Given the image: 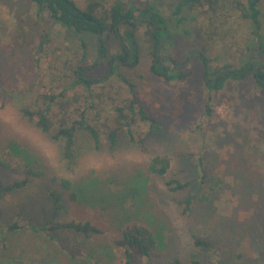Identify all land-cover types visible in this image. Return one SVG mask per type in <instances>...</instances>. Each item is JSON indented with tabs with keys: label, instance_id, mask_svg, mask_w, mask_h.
Listing matches in <instances>:
<instances>
[{
	"label": "rangeland",
	"instance_id": "374dc122",
	"mask_svg": "<svg viewBox=\"0 0 264 264\" xmlns=\"http://www.w3.org/2000/svg\"><path fill=\"white\" fill-rule=\"evenodd\" d=\"M72 1L82 10L90 2ZM122 1L155 3L168 19L178 0ZM245 1L219 0L217 15L205 3L186 9V25L171 24L172 39L160 54L180 66L197 50L209 79L244 63L263 65L264 53L236 9ZM102 2L97 16L106 18L114 0ZM259 9L264 37V0ZM127 29L118 25L120 39L113 31L103 34L99 56L95 34L67 31L32 0H0V185L30 181L0 199V264H126L115 242L134 224L148 227L157 241L150 257L131 264H262L264 91L251 74L210 90L197 55L181 70L185 79L158 77L146 24L135 30L136 63L133 56L111 66L121 46L129 47ZM78 69L95 82L89 90L73 86ZM133 94L159 128L129 113ZM53 95L51 132L82 121L97 131L98 144L76 124L73 157L66 159L64 140L52 139L23 113L45 110ZM154 158L169 161L165 175L148 171ZM26 166L38 176H28ZM169 180L187 186L172 192ZM187 197L193 200L186 210ZM68 222H88L101 233L50 230ZM12 224L19 228L8 230ZM42 225L44 231L33 230ZM196 238L210 247L195 246Z\"/></svg>",
	"mask_w": 264,
	"mask_h": 264
},
{
	"label": "trees",
	"instance_id": "16d2710c",
	"mask_svg": "<svg viewBox=\"0 0 264 264\" xmlns=\"http://www.w3.org/2000/svg\"><path fill=\"white\" fill-rule=\"evenodd\" d=\"M36 5L39 11H46L48 13L49 18L53 21V23L58 24L59 26L65 28L67 31L78 35L82 33H93L97 35L100 33L99 39L101 42V51H103V34L108 35L109 32L115 33V28L120 24H126L130 26V29L124 31L125 40L128 41L129 47L128 50L131 53V58L133 57V63H136V52L137 46L135 42V33L136 29L142 24H146L148 29L146 30V34L148 36L149 42L153 47L154 54L156 53L157 46L161 39L167 34L165 32L158 31L159 29H168L172 31L171 24L173 23L175 28H178V25H186L187 17L184 12L186 9L194 8L196 5H200L205 3L211 10L214 15H217L219 12V0H178L174 6L172 17L165 18L161 13H159L156 8L155 3H147L142 7H134L129 3H125L122 0H114L113 4L110 5L109 16L106 18H101L97 16V12L104 7L102 0H90L86 9H80L76 3L72 0H32ZM262 0H246L245 3L236 2V9L240 11L242 19L246 20L253 37L256 38L257 43H259V47L261 51L264 53V37L260 33L262 22L260 19V9L259 4ZM149 18V19H144ZM108 19V21H107ZM138 20L137 23H134L133 20ZM185 34H188L189 31H184ZM116 34V33H115ZM170 41V40H169ZM165 42L164 44L168 43ZM120 61H128V56L125 50L122 48V53L117 56ZM204 59V58H203ZM205 61V68L207 67V60ZM112 62L115 63V59H112ZM246 63L242 64V67ZM116 67V66H115ZM115 67L111 68V71L115 70ZM241 67V68H242ZM250 68V67H248ZM151 69L155 75L163 78L168 82L180 81L188 77L187 74L183 72L177 71L176 68H168L163 65L158 64V60L154 61ZM240 70V69H239ZM237 70V71H239ZM255 74L251 73V75L255 78L257 87L264 91V64L262 68L257 71L256 67L254 69ZM235 71V70H233ZM233 73V72H231ZM249 72H244L241 70V73L235 74L233 73L234 80H242L244 79ZM211 74L209 71L203 72V76H207L209 78ZM76 80L73 83V86H77L79 84L83 85L86 90H89L91 86L95 83L94 81L85 78L82 76L81 69L75 73ZM257 76V77H256ZM259 76V77H258ZM125 80V79H124ZM211 80V79H209ZM226 80L224 77H219L215 83L211 84V81L206 82V86L210 90H219L222 88L223 82ZM126 81V80H125ZM62 95V93H61ZM58 98V96H50L48 101V106L44 110L38 111H27L23 110V113L29 117L31 120L36 121V126L41 129L42 132L48 133L51 135L54 140H64V157L66 159H71L73 157V146H74V137L75 132L77 131L78 124L79 128L85 129L89 134L93 137L95 142L98 144V133L97 131L89 126L84 124V122L80 121L78 123H73L71 125H60L59 128L55 132H51L50 123L48 119V112L51 108L52 103ZM120 110V118L127 119V115L123 114V110ZM127 110L129 113H136L141 120L150 122L151 126H155L159 128L155 119L149 116L144 110L143 106L137 101L136 95L133 94V99L127 106ZM66 124V123H64ZM129 124V123H127ZM111 144L115 143V131L111 132L110 135ZM169 167V161L166 158H154L148 165V171L156 176H163L167 172ZM35 169L26 166V174L30 177H37L39 173L34 171ZM29 178H25L22 181H15L10 184L0 185V199H2L5 195H8L12 192L23 189L28 183ZM62 185L66 189H71V183L68 180H62ZM166 187L169 191H178L184 189L187 184L180 183L177 180H169L165 183ZM53 195V193H50ZM74 199L77 198L76 193L71 194ZM193 200V197H187L184 200V204L186 206V210L189 209L190 203ZM56 202V200H54ZM49 224V223H48ZM46 225H42L40 228L33 227V230L36 231H44ZM19 228L18 225L12 224L8 227V230H13ZM1 229V226H0ZM55 229H68L77 233H81L84 236H89L90 234H100L101 231L93 226L90 223H56L50 227V230ZM156 237L154 233L146 226L142 225H129L125 227L121 231L120 238L115 242V245L124 249V258L126 264H131L133 259L137 256L150 257L153 249L156 246ZM194 245L198 247H202L204 249L209 248L210 245L204 240L194 239ZM173 264H179L178 261H175ZM224 264V263H218ZM264 264V262L262 263Z\"/></svg>",
	"mask_w": 264,
	"mask_h": 264
},
{
	"label": "flooded vegetation",
	"instance_id": "af4514ba",
	"mask_svg": "<svg viewBox=\"0 0 264 264\" xmlns=\"http://www.w3.org/2000/svg\"><path fill=\"white\" fill-rule=\"evenodd\" d=\"M158 31L165 32L167 34V36L163 37L161 40L166 39V38H168L169 36L172 35L171 31H169L168 29H159ZM115 33H116V36L119 38L118 27L115 28ZM122 48L125 50V52H126V54L128 56V60L131 59V53L129 52L128 48L125 45H122L121 49ZM102 53H103V51L99 50V56H101ZM194 55H197V56L200 57L201 64H202V58H203L202 55L197 50H194V49H191L189 51L188 58L184 62H182V64L180 66H177L174 62H172V60L167 55H161L160 52H159V55L157 57L156 56H154V57H155L156 60H158V64L165 66L164 62L167 61V62L170 63L171 67H168V66H165V67H168V68L174 67V68L177 69V71L182 72L181 70L183 69L184 65H186L187 62L191 61L192 57ZM113 59H115V63H123L124 62V61H120L117 56L113 57ZM113 63L114 62H112V59H111V61H110L111 66L113 65ZM204 66L205 65L202 64L203 72L206 71V70H204ZM248 67H250V68H248ZM255 67H256V70L259 71L262 68V65L260 67H257L256 63L248 62L239 71H237V70H235V71H233V70H224V71L216 74L215 77H213L211 80H209V78L207 76H204V78H205L206 82L211 81V84H212V83H215L219 77H224L226 79L227 78H232L233 77V73L239 74V73H241V70L244 71V72H249V74H251V73L255 74V72H254L255 71L254 70ZM111 68L112 67H110L109 70H111ZM231 72H233V73H231ZM214 78H216V79L213 82Z\"/></svg>",
	"mask_w": 264,
	"mask_h": 264
},
{
	"label": "water",
	"instance_id": "95a60500",
	"mask_svg": "<svg viewBox=\"0 0 264 264\" xmlns=\"http://www.w3.org/2000/svg\"><path fill=\"white\" fill-rule=\"evenodd\" d=\"M144 19H149V18H144ZM138 20H139V19H137V20H133V22H134V23H137ZM99 36H100V33H98V34L96 35V40H97L98 48H99V50H101V42H100ZM171 39H172V35L169 36V37L166 38V39L161 40V41L159 42V44H158V46H157V49H156V53H155V56H156V57L159 55L160 49H161L162 45L164 44V42L169 41V40H171ZM128 61H130V59H129ZM202 64L205 65V61H204L203 58H202ZM260 66H261V64L258 63V64H257V67H260ZM204 70H205V66H204ZM215 79H216V78H214L213 82L215 81Z\"/></svg>",
	"mask_w": 264,
	"mask_h": 264
}]
</instances>
